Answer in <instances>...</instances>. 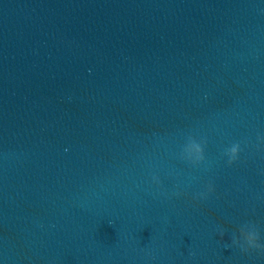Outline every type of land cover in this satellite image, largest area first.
<instances>
[{
	"label": "water",
	"instance_id": "obj_1",
	"mask_svg": "<svg viewBox=\"0 0 264 264\" xmlns=\"http://www.w3.org/2000/svg\"><path fill=\"white\" fill-rule=\"evenodd\" d=\"M251 224L264 0H0V264H264Z\"/></svg>",
	"mask_w": 264,
	"mask_h": 264
},
{
	"label": "clouds",
	"instance_id": "obj_2",
	"mask_svg": "<svg viewBox=\"0 0 264 264\" xmlns=\"http://www.w3.org/2000/svg\"><path fill=\"white\" fill-rule=\"evenodd\" d=\"M207 146L206 140L198 141L194 137H189L187 143L185 144L183 151L179 154L180 159L188 162L194 167H199L207 163L205 148ZM242 152V148L239 142L233 143L229 147L225 148L223 156L227 157V163L229 166L235 164L239 159ZM152 182L158 187H162V181L158 174L152 175ZM209 192L212 191L211 185L208 189ZM174 195L179 198L185 193L177 187V191ZM202 198L207 199L208 197L204 194H200ZM240 235L239 237L233 236L231 244H225L226 248L235 245L243 253H249L252 251H259L264 253V242H261L260 230L256 225L251 224L246 227H241L237 230ZM221 238H223L224 233H220Z\"/></svg>",
	"mask_w": 264,
	"mask_h": 264
}]
</instances>
